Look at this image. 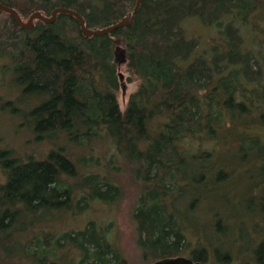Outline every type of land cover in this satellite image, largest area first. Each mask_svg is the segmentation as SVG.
<instances>
[{"label": "trees", "instance_id": "obj_1", "mask_svg": "<svg viewBox=\"0 0 264 264\" xmlns=\"http://www.w3.org/2000/svg\"><path fill=\"white\" fill-rule=\"evenodd\" d=\"M0 2L24 21L72 9L94 30L119 22L137 0ZM192 17L203 34H186ZM116 37L127 51L129 80H138L124 108ZM0 56L17 89L12 99L0 96V109L17 115L25 105L37 141L50 146L26 161L0 150L10 172L0 186V262L128 264L108 236L112 222L89 212L122 202L130 182L138 190L133 219L144 260L231 261L238 219L259 228L264 0H142L130 26L91 37L73 15L24 29L0 10ZM64 214L84 219V227L56 228ZM258 228L255 255L264 264Z\"/></svg>", "mask_w": 264, "mask_h": 264}, {"label": "rangeland", "instance_id": "obj_2", "mask_svg": "<svg viewBox=\"0 0 264 264\" xmlns=\"http://www.w3.org/2000/svg\"><path fill=\"white\" fill-rule=\"evenodd\" d=\"M205 27L198 21L196 17H192L186 21V34H203ZM249 38V37H247ZM5 64L8 65V61L0 56V96L4 99H12L16 94L17 89L13 83V76L11 72H8L3 68ZM121 71L125 75L126 92L123 93L120 89L118 93V102L122 108L125 107L126 102L138 86V80L133 77V81L129 80L131 74L127 70V65L122 66ZM262 79L264 76L261 75ZM18 103V102H17ZM2 104L0 109V150H9L11 155L8 158H20L22 161L27 160V156L33 155L34 157H40L49 150V141L38 142L36 134L29 127L28 109L25 105H21L23 114H13L10 109H6ZM73 147V146H72ZM75 148V147H73ZM71 148V149H73ZM79 155H85L84 149H74ZM1 162V161H0ZM93 165H90L92 170ZM9 171H7L2 162L0 163V186L5 185L8 180ZM123 180H127L125 175H120ZM138 190L130 184L125 185V198L117 205L108 207L107 209H99V212H89V217H103L112 222V226L108 228L110 241L121 252V254L128 260V264H152L154 261H147L143 258V253L137 244L136 226L133 219V211L137 204ZM98 205H101L97 201ZM102 207V206H101ZM67 215V216H66ZM59 218V217H58ZM77 218V217H76ZM236 224V235L234 242V253L231 261H220L217 258L209 256L207 264H257L255 251L258 245L262 242V237L255 236V231L258 226L254 222H247L244 225L241 224V220ZM57 221V222H56ZM54 221L53 225L60 229H77L84 227V219L73 220L69 214H64L62 218ZM244 221H247L244 219ZM259 228L264 229V220H260ZM81 229V228H79ZM115 242V243H114ZM71 251V250H69ZM189 258V255H184ZM78 262V261H77ZM0 264H8L1 261ZM14 264V263H10Z\"/></svg>", "mask_w": 264, "mask_h": 264}, {"label": "water", "instance_id": "obj_3", "mask_svg": "<svg viewBox=\"0 0 264 264\" xmlns=\"http://www.w3.org/2000/svg\"><path fill=\"white\" fill-rule=\"evenodd\" d=\"M142 0H137L136 5L128 15L123 17L119 22L115 23L114 25H111L109 27H106L104 29H89L86 27V23L82 15L72 9L64 8V7H58L56 8L50 17L45 16L41 14L40 12H35L33 13L27 21L22 20L20 15L16 10L13 8L4 5L3 3L0 2V10L10 14L16 21L17 23L24 29H32L33 24L35 20H40L44 23H53L57 15L60 13L63 14H69L73 15L76 17L79 21L80 24V29L81 32L88 37L94 36V35H106V34H111L112 32L123 28L130 26L134 21H135V15L138 12L140 5H141ZM115 47H114V62L118 66V77L121 85V89L123 93L125 94L126 92V83H125V75L121 71L122 66L125 65L127 62V51L124 47V43L121 39V37H116L114 39ZM152 264H207L206 262H200V261H193L191 258L185 257V256H178V257H167L163 259L156 260Z\"/></svg>", "mask_w": 264, "mask_h": 264}]
</instances>
